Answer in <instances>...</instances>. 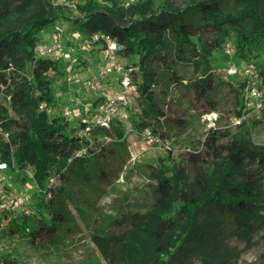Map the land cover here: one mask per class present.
<instances>
[{
    "label": "trees",
    "instance_id": "1",
    "mask_svg": "<svg viewBox=\"0 0 264 264\" xmlns=\"http://www.w3.org/2000/svg\"><path fill=\"white\" fill-rule=\"evenodd\" d=\"M60 1L26 0V16L24 11L14 18L0 13V128L11 138L8 142L0 135V163L9 165L5 174L10 181L22 185L30 179L16 170L30 169L38 186L31 203L40 199L37 220L31 222L32 213L17 211V217L0 214V222L10 235L43 245H55L72 220L63 200L68 188L110 184L113 161L128 142L122 122L93 129L87 140L78 134L85 127L81 120L70 123L40 111L43 102H55L54 81L65 74L57 60L36 61L34 49L45 33L61 23L69 34H105L122 44V57L131 61L126 65L135 68L134 103L140 106L129 125L161 143L166 140L160 129L170 124V117L161 104L167 95L157 90L160 72L166 70L174 83L187 84L175 67L193 65L199 77L187 86L195 90L200 106L190 114L202 117L218 109L212 92L222 66L214 65V52L234 36V61L251 65L250 55L264 44V0H138L128 7L120 0H86L76 6L75 18L56 5ZM66 21L73 27L67 29ZM251 66L264 80V62ZM240 88L234 116L244 108L242 81ZM229 137L228 132L210 130L203 140L206 162L193 156L191 170L173 166L171 175L163 169L152 173L150 206L114 219L110 231L101 228L93 234L108 264H228L227 236L252 239L264 224V145L255 144L249 133L222 142ZM53 176L60 182L49 188ZM75 208L80 209L77 203Z\"/></svg>",
    "mask_w": 264,
    "mask_h": 264
},
{
    "label": "rangeland",
    "instance_id": "2",
    "mask_svg": "<svg viewBox=\"0 0 264 264\" xmlns=\"http://www.w3.org/2000/svg\"><path fill=\"white\" fill-rule=\"evenodd\" d=\"M2 1L4 5L0 3V13L7 17L14 18L19 11H24L23 15H27L30 5L27 4L22 7L26 0ZM85 1L62 0L56 5L64 7L66 16L75 18L79 16L76 6ZM120 1L125 3L127 0ZM66 22L67 29L73 27V24ZM228 45L232 50L229 54L227 53ZM233 54H235L234 36L227 41L221 50L214 52L213 59L216 61L214 65L223 66L226 62L225 59ZM121 60L125 64L131 62H127L124 57ZM249 61L251 65L264 62V44L253 51ZM67 65L68 63L65 61L60 62L62 67ZM81 67H84L85 70L76 69L72 73V76L76 75L77 81L91 78L94 73H98L97 59L96 64L90 65L82 62L78 68ZM175 70L180 77L187 81V84L174 83L171 74H168L166 70L159 73L157 84V90L167 95L166 100L162 101L161 104L170 117V124L166 128L160 129L165 135L166 142H152L147 135L139 134L134 129L133 124L128 125L126 127L127 148L121 151L119 160L114 159L113 161L110 184L94 182L93 186L81 183L69 188L67 186L70 193L65 195L63 200L68 204L72 213V220L60 231L55 245L32 243L26 237L10 235L6 223L0 222V264H108L93 242V234L101 228L110 231L112 228L109 227L114 219H118L129 212L144 211L150 206L152 202L150 185L155 184L151 178L152 173L163 169L168 175H171L173 166L191 170L193 156H197L201 161L204 159L205 162L207 161L206 149L203 146V140L207 133L206 121L200 115L191 116L190 110L199 107L200 103H196L195 90L187 86L194 83L199 75L196 74L193 65L189 62L179 64ZM61 79L63 76L60 75L54 81L57 89L60 86L57 81ZM240 83L238 78H227L225 75L216 76L212 96L218 105L217 112L220 117L218 130L228 132L230 136L222 142L228 143L236 135L249 133L255 144L264 145V111L259 117L251 119L246 128H236L231 125L232 117L240 108L236 95L237 91L242 90ZM68 86L69 83L63 82L60 89L68 91ZM71 97H83L84 100H87L86 95L82 96L81 93L75 92V89L73 96L67 94L64 101L71 99ZM69 103L71 109L76 108L75 102ZM131 111L134 115L140 113L138 103L133 104ZM178 119L186 121L187 124L178 123L176 121ZM10 182L33 197L35 191L32 187L30 188V185ZM38 199L39 197H36L34 203L30 204L32 208L31 222L40 218V212L36 205L37 201H40ZM75 203L80 209L75 208ZM7 214L9 217H17L16 212ZM123 230L124 228L118 229L116 232L121 233ZM227 246L230 251L228 264H264L263 222L261 229L250 241L229 234ZM195 264L202 263L196 261Z\"/></svg>",
    "mask_w": 264,
    "mask_h": 264
},
{
    "label": "built area",
    "instance_id": "3",
    "mask_svg": "<svg viewBox=\"0 0 264 264\" xmlns=\"http://www.w3.org/2000/svg\"><path fill=\"white\" fill-rule=\"evenodd\" d=\"M136 2V0H127L124 5L128 7ZM229 47L230 45L227 48L228 54L232 51ZM123 50L124 46L108 35L69 34L63 24L57 23L44 34L42 41L34 49L35 58L36 61L39 59L65 61L68 65L64 67L63 79L57 81L60 86L58 89L56 88L54 94L55 102L51 105L43 102L40 105V111L47 113L50 117L64 118L70 123L78 119L81 120L85 127L78 134L87 140H89L92 130L97 127L108 128L116 121L128 126L137 92L131 79L135 68L128 67L122 62ZM96 53L99 54L98 73H94L91 78L77 81L76 75L72 76L73 71L80 70L81 68L78 67L82 62L90 65L96 64L95 55H93ZM220 72L227 78H238L245 83L243 112L240 116L232 117V127H240L246 121L259 117L264 111V80L260 72L251 65L236 63L234 54L228 58ZM63 82L69 83L68 91L60 89ZM74 89L82 96L86 95L87 100H84L83 97H71L64 101L67 94L73 96ZM6 98L9 104L11 97L7 96ZM71 101L75 102V109L70 108L69 102ZM202 118L206 121L207 133L210 130H218L220 119L218 112L205 114ZM0 135L10 142V134L3 131L2 128H0ZM148 137L152 142L161 143L159 138ZM106 140L107 142L111 141L110 138H106ZM80 155L81 152L77 154V156ZM9 168L7 163H0V213L20 211L30 214L32 212L30 208L31 194L24 193L21 188L10 182V178L5 174ZM16 172L30 179L26 183L27 186L30 185L34 191L38 190L34 174L30 169L23 171L17 169ZM59 182V178L53 176L49 178L47 184L50 188L58 185Z\"/></svg>",
    "mask_w": 264,
    "mask_h": 264
},
{
    "label": "crops",
    "instance_id": "4",
    "mask_svg": "<svg viewBox=\"0 0 264 264\" xmlns=\"http://www.w3.org/2000/svg\"><path fill=\"white\" fill-rule=\"evenodd\" d=\"M94 58H95V59H99V54H96ZM80 70H85V68H84V67H81Z\"/></svg>",
    "mask_w": 264,
    "mask_h": 264
}]
</instances>
